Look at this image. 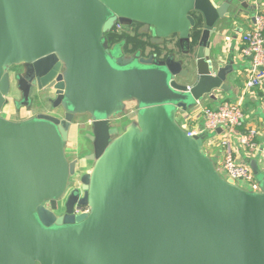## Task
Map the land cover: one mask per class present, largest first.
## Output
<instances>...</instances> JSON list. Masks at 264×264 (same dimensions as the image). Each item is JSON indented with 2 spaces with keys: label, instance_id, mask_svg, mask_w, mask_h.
<instances>
[{
  "label": "water",
  "instance_id": "water-1",
  "mask_svg": "<svg viewBox=\"0 0 264 264\" xmlns=\"http://www.w3.org/2000/svg\"><path fill=\"white\" fill-rule=\"evenodd\" d=\"M236 1L0 0V264H264V176L259 191L225 177L181 125L230 90L235 61L212 39L240 16ZM117 22L142 24L170 52H126ZM21 64L20 103L51 89L56 113L2 114ZM130 102L140 109L125 124ZM79 115L91 118L94 164L69 191Z\"/></svg>",
  "mask_w": 264,
  "mask_h": 264
},
{
  "label": "crops",
  "instance_id": "crops-1",
  "mask_svg": "<svg viewBox=\"0 0 264 264\" xmlns=\"http://www.w3.org/2000/svg\"><path fill=\"white\" fill-rule=\"evenodd\" d=\"M223 0H221L222 2ZM240 9L241 14L238 18L230 19L226 18L222 20L219 26V32L217 36L212 39V48L216 46L213 53L217 56L222 55L226 60H234L236 65V72L230 78V90L220 91L216 93V99H206L201 105L209 108L216 109L225 102H238L242 101L244 111L246 113V120L242 126H239L235 133L232 134L230 142L232 145L233 157L239 163L248 164L253 170L257 178L260 179L261 175H264V111L261 106L262 98L264 97V86L255 87L250 91L246 89V81L252 70V58L245 56L242 52L243 47V33L251 29L254 22V17L257 12L264 13V0H238L235 2L234 6L231 8L230 12H234L236 9ZM147 37L150 36L147 35ZM142 40H146V36L141 37ZM167 40L163 43H159L160 46H168L166 44ZM152 44H155L151 42ZM220 43V44H219ZM220 45V48L218 46ZM179 46V45H178ZM144 55H149L154 48L151 46H145L143 48ZM130 103H128V107ZM130 108V107H129ZM2 114L11 120H24L28 119L35 114L31 111H23L18 115V110L14 107L13 103L7 104ZM132 115V114H131ZM188 113H183L184 122H191V130H198L202 127L204 119L203 117H190L186 120ZM128 121L125 123L131 122ZM182 120V121H183ZM124 126V125H123ZM124 127H121L123 130ZM255 128L259 130V135L255 137V141L258 144V148H247L241 142V135L246 133L248 130ZM92 131V124L90 118H84V120L76 119L69 132V141L67 147V154L70 159L83 157L90 151L89 142L86 139V134ZM221 136L222 144L225 138L222 131H216ZM212 140V139H211ZM210 140V141H211ZM213 141V140H212ZM208 145V147H206ZM225 147V145H224ZM69 148L71 150H69ZM205 149L207 153L213 158L218 168H221L225 157H226V147L223 152L217 146L211 145V142L205 143ZM208 149V150H207ZM91 152V151H90ZM86 162L83 158L80 163ZM73 185V184H72ZM76 186L73 185L69 187V191Z\"/></svg>",
  "mask_w": 264,
  "mask_h": 264
},
{
  "label": "built area",
  "instance_id": "built-area-1",
  "mask_svg": "<svg viewBox=\"0 0 264 264\" xmlns=\"http://www.w3.org/2000/svg\"><path fill=\"white\" fill-rule=\"evenodd\" d=\"M123 26L122 23L117 22L115 31H118ZM243 47L242 52L245 56L252 59V70L246 81V89L251 90L255 87L264 86V13L257 12L254 17L253 26L251 29L243 33ZM202 104V103H201ZM198 104L188 115L186 120L190 117H203L204 122L198 130L186 129L189 135L201 134L203 131H213L222 129L221 134L225 135L223 145L226 147V157L221 168L218 170L221 173H226L227 178L237 180H246L252 184L250 191H259L261 183L254 174L253 170L248 164L239 163L233 157L232 145L230 138L236 132L239 126H242L246 120V113L244 111L242 101L225 102L216 109L205 107ZM264 111V97L261 102ZM134 112L131 110V114ZM259 130L252 128L241 135V142L247 148H258L255 137L259 135ZM208 141V140H206ZM205 141V143H206ZM241 186V185H240ZM75 214H82L90 212L88 204H76L74 208Z\"/></svg>",
  "mask_w": 264,
  "mask_h": 264
},
{
  "label": "flooded vegetation",
  "instance_id": "flooded-vegetation-1",
  "mask_svg": "<svg viewBox=\"0 0 264 264\" xmlns=\"http://www.w3.org/2000/svg\"><path fill=\"white\" fill-rule=\"evenodd\" d=\"M115 28H116V26H115ZM115 28H114V32H113V34L115 36V39L116 40H119L121 42H124L125 50L128 53H134L136 51V49H134V51H131V49L135 45V43L133 44L134 41L133 42L130 41V38L131 37L133 39H135V38L141 39L142 36H145L146 34H148L147 32H145V31L142 30L143 25L142 24H139V23L134 24L132 27L131 26H125V25H123L118 31H115ZM150 39H151V37H150ZM151 44L152 43L146 44L147 46H151L152 48H154V50H152V52L149 55H151L153 53L159 54V49H160V48H158L159 45L158 44L151 45ZM149 55H147V56H149ZM25 72H26L25 66L22 65V64L21 65L12 66L9 69V76H10V79H11V89H10L11 95L9 96V98L12 99V102H10V103L16 102L19 99H20V102H24L23 99H22V95L23 94H22V92H20V89H19V83H20V80H21L20 78L25 74ZM50 91H52V90L51 89H43V90H40L38 87H35L33 89V95L35 94L36 97H38V101L39 100H44V102H45L46 105L48 103H50L51 109H50L49 112H46V113H56L57 112L56 111V108H54L53 107V104H52V100H54L56 98V96L54 95V98L50 97L49 96V92ZM143 107H147V105H144ZM139 109L140 108L137 105H135L131 109L134 112L133 114L135 115L133 118H136V116L139 113ZM35 115H37V114H35ZM90 120H91V118H90ZM85 156H83V157H79L78 156L77 158L81 162V160L83 158L84 159L86 158ZM74 159H76V158H73L72 160H74ZM85 160L87 161V159H85ZM80 178H81V174L79 175L78 180L71 181L70 187H72L75 184L76 185L79 184Z\"/></svg>",
  "mask_w": 264,
  "mask_h": 264
},
{
  "label": "rangeland",
  "instance_id": "rangeland-1",
  "mask_svg": "<svg viewBox=\"0 0 264 264\" xmlns=\"http://www.w3.org/2000/svg\"><path fill=\"white\" fill-rule=\"evenodd\" d=\"M148 34H146V44H150L152 42L151 39H149V37H147ZM140 38V37H139ZM134 43V42H133ZM153 45V44H151ZM147 46V45H146ZM172 51H175L179 57H184L182 55V52H181V48L180 46H175ZM170 52L169 48L167 46H160V49H159V55H161L160 57H164L166 56L168 53ZM54 91H50L49 92V96L54 98ZM35 99V100H34ZM27 103H30L29 105H24V104H21L20 103V99L16 102H13L14 104V107L18 110V115L23 111V109H26V111H31L32 113L34 114H39L40 112H49L50 109H51V106H50V103H48L47 105L45 104V102L43 100H39L38 101V97H36V95L34 94L32 96L31 99H27ZM136 102H130V108L128 107V113L130 114L129 115V118L130 119H133V117L135 116L134 114L131 115V109L135 106ZM84 118H90L89 115H79L77 117L78 120H84ZM129 119V120H130ZM193 121V120H192ZM192 121L191 122H184L181 121V125L185 128V129H189L191 124H192ZM202 136L208 140L209 142H211V145L213 146H217L219 147V149L223 152V149L225 148L224 145L222 144V140H221V136L219 135L218 132H216V130H213V131H203L202 132ZM213 141H212V140ZM211 140V141H210ZM207 141V142H208ZM206 147H208V145H206ZM223 147V149H222ZM72 149V148H71ZM69 148V150H71ZM208 150V149H207ZM86 159V158H85ZM93 164L94 162L93 161H90V160H87L86 162H83V163H80V166L78 167V172L76 173L75 176H72V181H76L78 180V177L80 174L84 173V172H87V171H91L92 168H93ZM225 177H228V175L226 173H222ZM260 175V178L262 179L264 175H261V173L259 174ZM237 183L247 189H251L252 187V184L246 180H237Z\"/></svg>",
  "mask_w": 264,
  "mask_h": 264
},
{
  "label": "trees",
  "instance_id": "trees-1",
  "mask_svg": "<svg viewBox=\"0 0 264 264\" xmlns=\"http://www.w3.org/2000/svg\"><path fill=\"white\" fill-rule=\"evenodd\" d=\"M130 41L131 42H133L134 41V43H135V45L133 46V48L131 49V51H134V49H139V48H143V47H145V45H146V41H144V40H141V39H137V38H135V39H133L132 37L130 38ZM133 43V44H134Z\"/></svg>",
  "mask_w": 264,
  "mask_h": 264
}]
</instances>
